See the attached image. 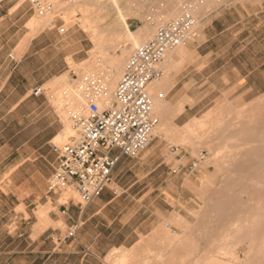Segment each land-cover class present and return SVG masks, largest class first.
Instances as JSON below:
<instances>
[{
  "label": "rangeland",
  "instance_id": "rangeland-1",
  "mask_svg": "<svg viewBox=\"0 0 264 264\" xmlns=\"http://www.w3.org/2000/svg\"><path fill=\"white\" fill-rule=\"evenodd\" d=\"M52 1L54 6L48 16H30L34 17V29L36 24L43 22L49 25L33 41H40L42 52L50 64L49 81L53 78L49 84L43 85L46 96H40L37 102L48 108L47 115L34 116L38 135L46 132L51 134L63 128L62 113L58 111L61 119L52 98L57 95L56 99L61 104L57 105L59 107L67 103L66 99L72 95L70 90L75 89L77 81L85 75L82 67L103 65L102 73L98 74L103 78L106 69L112 66L109 58L120 60L123 65L128 54L143 40V37H139L137 43H133L128 33L150 20L162 18L166 10L175 4H178L176 12L172 17L162 19V22L177 16L183 5L193 8L195 16L200 18L211 7L238 2L239 11L236 12L232 6L226 9V23L233 16L239 17L242 11H256L255 21L261 22V25L256 29L236 27V37L229 32L220 37L215 36L211 41L214 50L208 60L205 57L206 51L198 54L185 43L186 55L173 66L175 69L166 80V88L163 90L167 115L174 128L170 134L160 138L152 134L143 152L129 158L124 175L118 174V184L110 183L111 178L108 182L118 191L125 190L123 194L127 191L120 207L129 222H150L145 227V233L128 248L133 254L146 255L147 264L160 262L156 259L157 252H162L165 260L168 259L166 242L169 237L177 239V243L174 242L176 245L172 247L175 251V264L191 263L194 258V262H199L196 257L203 254V249H207L209 257L222 255L219 261L223 264H246L243 254L248 252L250 242L238 239L236 224L214 218L209 213V207L216 206L217 198L225 194L233 200L230 208H234L236 218L244 214L251 215L245 221L239 218L238 222L264 223V169L241 173L231 165L241 163L243 159L264 160V0H203L204 4L202 0H118V4L126 10L123 20H119L118 12L110 0ZM85 7L89 8L87 13L102 17V27L118 26L116 31L120 32L121 37L115 45L105 42L107 59L101 57L97 44L91 38V28L82 21ZM159 23L156 22L154 28ZM246 30H251V34ZM25 31L24 40L28 43L33 35L27 22ZM105 34L110 38L114 36L112 31ZM113 39H116L115 36ZM228 44L231 47L225 50ZM243 60H249L252 66H256L250 78L252 89L244 95L242 88L236 90L234 68L236 63ZM173 61L174 58L170 60ZM38 64L37 61L35 65ZM70 107L63 106L67 110ZM200 119L207 120L213 127L209 135L199 134L197 121ZM185 129L193 133V138L179 142ZM51 142L61 143L50 137L48 143L38 149L44 151L42 156L48 152ZM168 143L176 145L177 152L187 162L195 156L199 158L192 171H170L174 153L168 149ZM152 145H156L152 154L143 158L142 154ZM33 155L38 156V152ZM51 170L52 167L44 157L37 158L32 165L27 163L21 166L15 180L18 222H61L52 216L51 211H56V207L51 202L53 199H49L45 193ZM69 195L61 193L58 202L68 197L78 201L76 191ZM259 212L262 215L259 216ZM188 240H191V244ZM225 247L231 248L235 255L238 254L237 261L225 252ZM147 248L151 249L150 252L146 251ZM118 250L114 249L105 256L102 264H116ZM257 251L253 253L257 264H264V257H260Z\"/></svg>",
  "mask_w": 264,
  "mask_h": 264
},
{
  "label": "crops",
  "instance_id": "crops-1",
  "mask_svg": "<svg viewBox=\"0 0 264 264\" xmlns=\"http://www.w3.org/2000/svg\"><path fill=\"white\" fill-rule=\"evenodd\" d=\"M231 6L236 12L239 11L238 2L224 3L207 9L204 15L198 18V36L195 40L187 42V46L198 54L206 51L205 57L208 60L214 50L211 41L215 36L220 37L229 32L236 37V27L256 29L261 25V22L255 21L256 11H242L239 17L233 16L232 20L226 23L224 13ZM32 14L35 13L26 1H0V264H102L103 258L118 248L116 264H123V259L125 264H147L146 255L133 254L128 248L145 233V227L150 222H129L120 207L128 193L126 191L123 194L125 190L118 191L110 184L82 206L73 197L58 202L62 191L47 193L46 182L45 193L49 199H53L51 202L56 207V211L52 210L51 214L61 222L42 224L16 220L15 180L18 171L22 165H32L37 158L44 157L52 167L51 174L56 163V153L51 148V143L48 152L43 156L44 151L40 152L38 149L45 146L50 137L58 141L59 133L64 128V120L55 102L63 128L51 134L46 132L38 135L39 130L35 127L34 116L48 114L47 106L37 102L40 96H46L43 85L49 84L53 78L49 81L50 64L42 52L40 41H33L41 34L40 31L49 25L34 29V17H30ZM26 22L33 35L28 43L24 40L27 33ZM246 32L251 34L252 31ZM182 45L186 55L187 46ZM230 47L228 44L224 49ZM185 55H175L173 62L181 61ZM37 61L39 64L35 65ZM234 68L236 90L242 88L244 95L252 89L250 78L256 66H252L249 60H243L239 64L236 63ZM38 86H41L42 90L34 94L33 90ZM155 147L156 145H152L148 148L142 157L151 155ZM143 150L134 156H120L112 169L110 183L118 184L120 177L117 176L119 173L120 176L124 175L128 169L129 158L137 157ZM35 152H38V156L33 155ZM72 223L77 224L74 235L63 238L67 227ZM174 242L177 243L175 237L167 239V260L162 252L156 253V259L160 261L157 264H175V251L172 249L176 245ZM188 243L191 244V240H188ZM150 250L147 248L146 251ZM207 253V249H203V254L196 257L199 262H194V258L191 263L183 264H223L219 261L222 255L209 257Z\"/></svg>",
  "mask_w": 264,
  "mask_h": 264
},
{
  "label": "built area",
  "instance_id": "built-area-1",
  "mask_svg": "<svg viewBox=\"0 0 264 264\" xmlns=\"http://www.w3.org/2000/svg\"><path fill=\"white\" fill-rule=\"evenodd\" d=\"M23 1L28 2L37 16L46 14L54 6L52 0ZM197 24L194 9L183 5L177 16L156 25L152 34L125 58L112 90L97 75L81 77L85 104L81 109L68 111L72 133L67 139L61 143L51 142L56 163L47 180V193L70 187L83 206L108 184L120 156H134L147 147L158 122L147 86L163 74L159 64L166 51L196 39ZM10 57L13 58L11 54ZM41 90L38 86L33 93ZM100 100H104L102 105ZM167 147L174 153V163L169 167L172 173L194 169L198 157L187 162L177 152L176 145L168 143ZM76 226V223L70 224L63 238L72 237Z\"/></svg>",
  "mask_w": 264,
  "mask_h": 264
},
{
  "label": "bare ground",
  "instance_id": "bare-ground-1",
  "mask_svg": "<svg viewBox=\"0 0 264 264\" xmlns=\"http://www.w3.org/2000/svg\"><path fill=\"white\" fill-rule=\"evenodd\" d=\"M112 6L116 8L119 16V20H123L124 16L126 15L124 8L118 4V0H110ZM203 4L204 1L202 0ZM180 5V4H179ZM178 8V4H175V6L171 7L170 9L166 10L162 18L157 19L156 21L150 20L148 23H144L142 26L138 27L135 31H130L128 33L129 39L133 43H137L139 37H143V40L149 37L154 29V24L161 23L162 19H166L169 17H172V15L176 12ZM89 10L88 7L84 8L83 12V17L82 21L83 23H87L86 26L91 28V38L92 40L97 44V48H99V51L101 52V57L107 59V48L105 47V42L109 43L111 42L112 44L115 45V42L117 39L121 37L120 32L116 31L117 27L109 28V27H102V24L100 23L101 16L99 15H93L87 13ZM197 12V10H196ZM48 12L44 14L45 16H48ZM162 15V14H161ZM43 16V15H42ZM47 18V17H46ZM45 25V23H40L36 24V28H42ZM198 26V24H197ZM121 27V26H119ZM112 31L113 35L115 36V40L110 37H108L105 32L109 33ZM112 34H110L111 36ZM109 39V40H108ZM110 43V44H111ZM125 50V49H124ZM185 55V51L183 48V45H179L173 49H170L166 51L165 56L163 60L160 62V67L163 70V76L153 79L150 81V83L147 86V91L150 94L152 98V105H153V111L158 117V122L155 124L152 134L158 138L162 136H167L170 134L171 130L174 128L170 122V116L167 115L168 111L166 109V102L163 97V90L166 88V80L169 78V74L175 69L173 67L176 63L175 62H170L172 58H174L175 55ZM112 61V62H111ZM109 62H111L112 66L106 69L104 72V76L102 79V82L104 85L112 90L115 86L112 87V84L114 83L115 79L120 74V71L122 72V62L120 60L114 61L109 58ZM96 65H87L82 67V73L83 74H93V75H98L102 73V66H96ZM101 71V72H100ZM99 76V75H98ZM162 78V79H161ZM59 79V78H58ZM81 79V78H80ZM80 79L77 81L78 85L77 87L72 90H70V93H72L71 98H67L66 101L67 103H63V106L69 107L71 106L67 112L66 110L62 107H57L58 111L62 113L63 120L65 121V128L63 131L59 133L58 136V141L61 142L63 139H65L68 134L70 135L72 133V129L70 126V121L68 118V111L69 110H78L83 107V104H85V99L82 95V85ZM63 81V80H62ZM116 83V82H115ZM74 83H71V85ZM66 86V85H65ZM72 88V87H71ZM72 91V92H71ZM57 98V95H56ZM52 98L53 101L59 105L60 101L59 99ZM65 101V102H66ZM100 105L104 103V100L99 101ZM61 105V104H60ZM63 109V110H62ZM65 111V112H64ZM198 124V132L202 136L204 134H208L213 129L211 124L205 120V119H200L197 121ZM187 128V127H186ZM216 131V130H214ZM213 133V132H212ZM198 134V135H199ZM215 134V133H214ZM193 138V133H191L188 129L183 130V133L179 137L178 141L179 142H187L190 141ZM234 168V170L238 172H243L247 170H261L264 169V160H254L250 161L249 159H243L241 160V163L237 164H231ZM241 191H244L243 189ZM64 196H70L69 194L75 193V191L70 188L66 187L65 190L62 192ZM210 201H213L212 198H210ZM215 201V200H214ZM233 200L229 199L227 195L222 194L221 197L217 198V205L216 206H211L209 207V213L212 215L214 218H221L225 219L226 221H229L233 224H236V233H237V238L240 240H247L250 242V245L248 246V252L243 254V261L246 264H257V258L254 256L253 253L260 252V257H264V223H259L257 224L256 222H238L239 218H241L243 221L248 220L251 215L249 214H244L241 217H235L234 216V208H230V205L232 204ZM213 205V203H212ZM258 215H262V212L258 213ZM259 238V240H258ZM254 240V241H253ZM258 240V241H257ZM256 243V244H255ZM225 252L229 253L232 258H235L236 261L238 260V254H234L232 252L231 248L225 247ZM125 260H122V263L125 264Z\"/></svg>",
  "mask_w": 264,
  "mask_h": 264
}]
</instances>
